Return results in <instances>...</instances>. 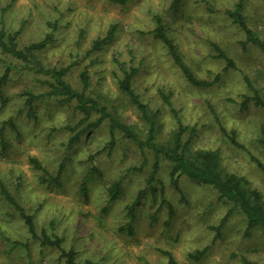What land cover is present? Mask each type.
<instances>
[{
  "label": "clouds",
  "instance_id": "1",
  "mask_svg": "<svg viewBox=\"0 0 264 264\" xmlns=\"http://www.w3.org/2000/svg\"><path fill=\"white\" fill-rule=\"evenodd\" d=\"M0 264H264V0H0Z\"/></svg>",
  "mask_w": 264,
  "mask_h": 264
}]
</instances>
